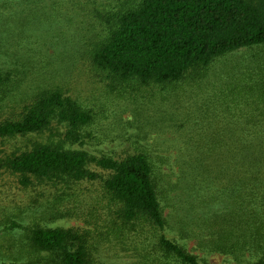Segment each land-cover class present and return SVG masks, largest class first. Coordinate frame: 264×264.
Listing matches in <instances>:
<instances>
[{"label": "trees", "instance_id": "trees-1", "mask_svg": "<svg viewBox=\"0 0 264 264\" xmlns=\"http://www.w3.org/2000/svg\"><path fill=\"white\" fill-rule=\"evenodd\" d=\"M100 18L98 33L51 56L43 38L21 32L24 19L13 63L0 69L1 100L17 105L0 140L49 130L61 140L13 153L0 169L24 190L55 189L41 220L82 224L37 222L17 234L16 214L6 215L0 264H208L212 255L264 264V0H136ZM79 65L103 103L61 85L65 66ZM196 92L202 106H184ZM115 99L151 110L154 127L187 126L174 182L139 137L121 157L66 147L91 141L96 114Z\"/></svg>", "mask_w": 264, "mask_h": 264}, {"label": "rangeland", "instance_id": "rangeland-1", "mask_svg": "<svg viewBox=\"0 0 264 264\" xmlns=\"http://www.w3.org/2000/svg\"><path fill=\"white\" fill-rule=\"evenodd\" d=\"M131 1L136 0H30L29 3H25L24 0H0V69L9 68L13 63L10 53L12 49L16 50L13 48L14 42L19 38V26L24 25L21 24L24 19L29 20L31 25L23 28L21 32L26 31L27 35L32 33L34 37L43 38V50H41L46 49L47 55L51 56L58 48L68 49V43L74 38L81 41L87 36L98 33L100 16L107 11L124 7ZM239 55V53L235 54L237 58ZM237 58L233 60L236 61ZM68 68L69 66H65L66 70L61 80V85L66 91L79 97L86 104H99L106 100L100 84L90 77L87 69L82 65L73 70ZM196 93L197 96L193 94L189 96L193 99L186 101L184 106L190 103H194L197 109L202 106L201 98H205V95L201 97L199 92ZM11 106L17 105L1 100L0 96V122L11 116L9 114ZM106 107L109 108L107 114H101L102 116L96 114L95 122L88 130L91 141L86 140L82 146L74 144L66 147L86 150L95 156L121 157L135 150L132 146L133 141L139 137V143L149 149L155 159L164 158L161 163L162 170L167 172L170 175L169 179L174 182L179 173V162L176 163L178 151L186 145L188 138L187 126L184 122H175L167 128H159L145 121L146 118L152 117L151 110L142 109L138 112L134 110V106L116 99L109 102ZM57 131L60 133L63 129L58 128ZM49 136L52 138L50 139ZM47 141L57 144L61 140L59 141V134L55 130L39 135L0 140V166L11 154L20 153L31 148L33 144L48 143ZM16 182V176L0 169V229L2 226H10V223L2 220L6 215L11 214H16L13 220L18 226L12 230V233L17 234H20L23 228L37 222L43 227L51 228L82 225L79 221L68 218L54 221L41 220L46 212V202L52 200L55 189L40 186L24 190ZM88 190L93 191L94 188ZM1 235L0 233V237ZM188 249L193 254L199 255L194 249L193 242L188 243ZM208 264L233 263L228 257L212 255L208 258Z\"/></svg>", "mask_w": 264, "mask_h": 264}]
</instances>
